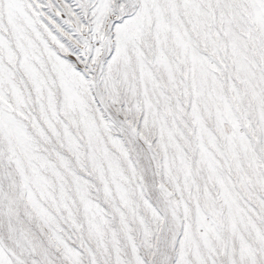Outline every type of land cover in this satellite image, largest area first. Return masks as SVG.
Segmentation results:
<instances>
[{
  "label": "snow or ice",
  "instance_id": "1",
  "mask_svg": "<svg viewBox=\"0 0 264 264\" xmlns=\"http://www.w3.org/2000/svg\"><path fill=\"white\" fill-rule=\"evenodd\" d=\"M0 264H264V0H0Z\"/></svg>",
  "mask_w": 264,
  "mask_h": 264
}]
</instances>
